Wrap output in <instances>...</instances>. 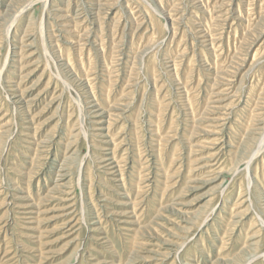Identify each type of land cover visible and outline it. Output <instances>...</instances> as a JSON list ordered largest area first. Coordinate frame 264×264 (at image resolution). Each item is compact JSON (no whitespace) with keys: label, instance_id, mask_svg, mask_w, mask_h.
<instances>
[{"label":"rangeland","instance_id":"374dc122","mask_svg":"<svg viewBox=\"0 0 264 264\" xmlns=\"http://www.w3.org/2000/svg\"><path fill=\"white\" fill-rule=\"evenodd\" d=\"M263 124L264 0H0V264H264Z\"/></svg>","mask_w":264,"mask_h":264},{"label":"bare ground","instance_id":"6f19581e","mask_svg":"<svg viewBox=\"0 0 264 264\" xmlns=\"http://www.w3.org/2000/svg\"><path fill=\"white\" fill-rule=\"evenodd\" d=\"M261 2V1H260ZM64 3V2H63ZM154 11V10H153ZM145 12V11H144ZM252 12V11H251ZM171 15V14H170ZM79 17V16H78ZM213 17V16H212ZM109 19V18H108ZM140 19V18H139ZM116 21V20H115ZM84 22V21H83ZM217 27V26H216ZM245 28V27H244ZM101 30V29H100ZM112 30V29H111ZM8 33V32H7ZM97 35V34H96ZM75 36V35H74ZM254 36V35H253ZM109 38V37H108ZM114 39V38H113ZM68 40V39H67ZM191 45V44H190ZM103 50V49H102ZM104 52V51H103ZM185 52V51H184ZM212 54V53H211ZM217 55V54H216ZM215 56V55H214ZM180 65V64H179ZM229 65V64H228ZM17 67V66H16ZM234 67V66H233ZM221 78V77H220ZM224 79V78H223ZM121 80V79H120ZM215 81V80H214ZM130 85V84H129ZM234 93V92H233ZM254 93V92H253ZM26 100V99H25ZM94 110V109H93ZM264 125V124H263ZM262 128V127H261ZM159 131V130H158ZM80 132V131H79ZM160 144V143H159ZM251 163V162H250ZM125 164V163H124ZM122 166V165H121ZM247 167V166H246ZM108 168V167H107ZM25 214V213H24ZM23 218V217H22ZM31 220V219H30ZM29 220V221H30ZM233 221V220H232ZM263 222V220H262ZM204 223V222H203ZM264 224V222H263ZM33 229V228H32ZM235 242V241H234ZM222 246V245H221ZM6 255H8V253H6Z\"/></svg>","mask_w":264,"mask_h":264}]
</instances>
